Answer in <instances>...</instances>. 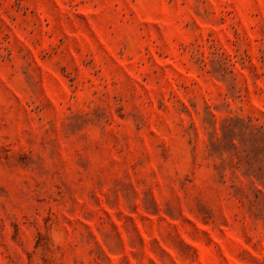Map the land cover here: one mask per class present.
<instances>
[{
    "label": "rangeland",
    "instance_id": "1",
    "mask_svg": "<svg viewBox=\"0 0 264 264\" xmlns=\"http://www.w3.org/2000/svg\"><path fill=\"white\" fill-rule=\"evenodd\" d=\"M0 264H264V0H0Z\"/></svg>",
    "mask_w": 264,
    "mask_h": 264
}]
</instances>
